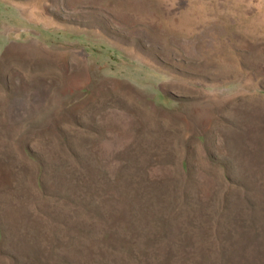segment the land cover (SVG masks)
<instances>
[{
  "label": "rangeland",
  "instance_id": "1",
  "mask_svg": "<svg viewBox=\"0 0 264 264\" xmlns=\"http://www.w3.org/2000/svg\"><path fill=\"white\" fill-rule=\"evenodd\" d=\"M0 264H264V0H0Z\"/></svg>",
  "mask_w": 264,
  "mask_h": 264
}]
</instances>
